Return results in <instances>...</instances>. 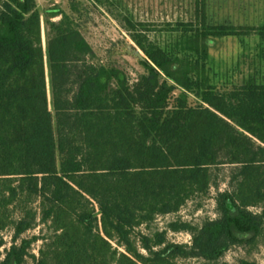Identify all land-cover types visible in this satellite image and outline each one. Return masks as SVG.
Wrapping results in <instances>:
<instances>
[{
    "label": "trees",
    "instance_id": "trees-1",
    "mask_svg": "<svg viewBox=\"0 0 264 264\" xmlns=\"http://www.w3.org/2000/svg\"><path fill=\"white\" fill-rule=\"evenodd\" d=\"M109 3L0 0V232L12 229L8 247L0 236V264L212 262L264 235V81L221 88L209 63V37L250 30L178 21L169 29L178 39L161 45L123 16L141 68L131 79L111 57L99 60L81 30ZM224 163L234 168L215 196L218 216L169 224L189 231L190 244L165 230L134 235L207 195L212 167ZM38 223L43 234L23 236Z\"/></svg>",
    "mask_w": 264,
    "mask_h": 264
},
{
    "label": "rangeland",
    "instance_id": "rangeland-1",
    "mask_svg": "<svg viewBox=\"0 0 264 264\" xmlns=\"http://www.w3.org/2000/svg\"><path fill=\"white\" fill-rule=\"evenodd\" d=\"M110 2L112 4L109 3L107 7L100 6L99 11H89L83 17L85 21L81 30L96 50L99 60L111 57L110 61L125 69L131 79L136 77L141 68L129 47V42L132 43V41L129 32L126 30L123 16L146 23L151 28L148 31L149 37L161 45L167 42L173 43L178 39V33L169 30L178 21L193 22L194 24L206 23L208 25L228 24L235 26L242 32L249 29V33L241 36V41L245 44L261 41L264 38V30L252 34L254 29L251 27L236 26L238 25L236 4L239 0H110ZM42 4L37 6L41 8L51 6L46 2ZM59 18L60 15H57L52 20ZM41 29L42 41L45 44L46 27L43 18ZM250 34L252 35L250 36ZM208 43L211 52H213L212 56H209L211 72L216 73L219 87L228 88L233 82L240 83L251 76L257 81H264V48L257 55L252 53L249 44L244 45V52L242 51L236 57V47L229 38L209 37ZM232 168H234L233 165L226 163L212 167V183L207 195L190 198L177 212L158 215L148 226L142 225L136 228L134 235L140 231L165 230L168 241L190 244L191 234L189 231H173L169 228V224L171 222H187L192 225H200L205 219L216 218L218 212L215 196L218 191L229 187V176ZM34 206L37 207V204ZM250 209L255 212L259 211V207L252 206ZM43 227L42 224L38 223L23 236L30 237L43 234L45 232V230L42 231ZM11 234V227L0 232V236L5 242L3 246L8 247L10 245ZM41 242L38 239L31 245V254L38 255ZM140 251L146 254L143 249ZM241 260L264 264V235L255 245L230 246L218 260L212 262L200 258H178L177 262L178 264H241ZM24 264H35V260L28 256Z\"/></svg>",
    "mask_w": 264,
    "mask_h": 264
},
{
    "label": "crops",
    "instance_id": "crops-1",
    "mask_svg": "<svg viewBox=\"0 0 264 264\" xmlns=\"http://www.w3.org/2000/svg\"><path fill=\"white\" fill-rule=\"evenodd\" d=\"M236 13L238 14V25L236 26L251 27L254 29L252 34L264 30V0H239L236 4ZM241 36L243 35L226 36L230 41L234 42L236 57L242 53L243 46L248 44L251 46L252 53L259 55L260 51L264 48V38L261 41L258 40L245 44L241 41Z\"/></svg>",
    "mask_w": 264,
    "mask_h": 264
},
{
    "label": "built area",
    "instance_id": "built-area-1",
    "mask_svg": "<svg viewBox=\"0 0 264 264\" xmlns=\"http://www.w3.org/2000/svg\"><path fill=\"white\" fill-rule=\"evenodd\" d=\"M37 5H43L42 3L46 2L48 5H54L58 2V0H35Z\"/></svg>",
    "mask_w": 264,
    "mask_h": 264
},
{
    "label": "bare ground",
    "instance_id": "bare-ground-1",
    "mask_svg": "<svg viewBox=\"0 0 264 264\" xmlns=\"http://www.w3.org/2000/svg\"><path fill=\"white\" fill-rule=\"evenodd\" d=\"M45 45H46V43H45ZM47 46V45H46ZM47 49V48H46ZM44 58V57H43ZM50 93V92H49Z\"/></svg>",
    "mask_w": 264,
    "mask_h": 264
}]
</instances>
